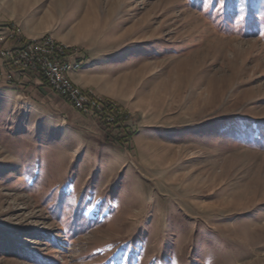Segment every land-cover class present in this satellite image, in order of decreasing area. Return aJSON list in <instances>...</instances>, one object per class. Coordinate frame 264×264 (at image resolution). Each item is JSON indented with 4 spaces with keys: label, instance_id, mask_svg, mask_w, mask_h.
<instances>
[{
    "label": "rangeland",
    "instance_id": "1",
    "mask_svg": "<svg viewBox=\"0 0 264 264\" xmlns=\"http://www.w3.org/2000/svg\"><path fill=\"white\" fill-rule=\"evenodd\" d=\"M11 26L128 118L0 84V264H264V0H0Z\"/></svg>",
    "mask_w": 264,
    "mask_h": 264
},
{
    "label": "built area",
    "instance_id": "2",
    "mask_svg": "<svg viewBox=\"0 0 264 264\" xmlns=\"http://www.w3.org/2000/svg\"><path fill=\"white\" fill-rule=\"evenodd\" d=\"M10 30L11 37H4L3 29L0 32V60L9 71L8 80L12 79L13 70L39 73L51 90L65 97L80 114L102 123L107 127L106 130L111 131L113 127L122 129V121H127L128 115L119 104L104 102L102 107H95V99L89 95L88 90H78V87L69 86L63 80L69 56L77 57V65L84 61L80 49L56 46L50 34H46L41 40H27L19 37V29L10 27ZM9 41L14 44L7 45ZM10 59H17V66H10Z\"/></svg>",
    "mask_w": 264,
    "mask_h": 264
},
{
    "label": "crops",
    "instance_id": "3",
    "mask_svg": "<svg viewBox=\"0 0 264 264\" xmlns=\"http://www.w3.org/2000/svg\"><path fill=\"white\" fill-rule=\"evenodd\" d=\"M23 36L26 38L32 37L25 34H23ZM6 44L12 45L14 43L9 41ZM86 60L87 59H85L84 57L85 63H87ZM7 70L8 69L0 60V84H10L16 87H26L28 89H31V94L35 101L53 102L57 106L63 108V110L67 113H70L72 116L73 112H75L79 117L84 116L76 111L65 97L54 93L39 73L13 70L11 71L12 79L8 80L7 74L9 73V71ZM69 76L73 82L83 88L91 89L94 86V79L90 76L88 69H86L85 67L81 70H72Z\"/></svg>",
    "mask_w": 264,
    "mask_h": 264
},
{
    "label": "bare ground",
    "instance_id": "4",
    "mask_svg": "<svg viewBox=\"0 0 264 264\" xmlns=\"http://www.w3.org/2000/svg\"><path fill=\"white\" fill-rule=\"evenodd\" d=\"M0 32H2V31H0ZM6 33H11L10 29L9 30L3 29L4 37H6ZM10 37H11V34H10ZM50 38L53 39V41L56 42V46H66L67 48H71L70 45L65 44V43L58 42L56 40V38H54L52 36H50ZM35 40H36V38H35ZM37 40H41V39H37ZM73 58H74V56H70L69 57V60L67 59V62L65 64V71H63V80L66 81L69 86L78 87L69 78V73H70L71 70H76L78 68L81 69L84 66H82V63H80V65H77V60H74ZM10 64L12 66H17V59H10ZM78 90H83V89H81L80 87H78ZM95 94H97V93H95ZM91 97L95 99V107H102V104H100L101 103L100 102L101 99L99 100L98 95L96 97L92 95Z\"/></svg>",
    "mask_w": 264,
    "mask_h": 264
},
{
    "label": "trees",
    "instance_id": "5",
    "mask_svg": "<svg viewBox=\"0 0 264 264\" xmlns=\"http://www.w3.org/2000/svg\"><path fill=\"white\" fill-rule=\"evenodd\" d=\"M126 123H127L126 120H123V121H122L123 126H124V124H125V126H126V125H127ZM103 126H105V125H103ZM104 128H107V127L105 126ZM130 135H131L130 133L127 134V136L129 137V139L131 138ZM106 140H107L108 142H110V143L115 142L114 137H112L111 135H106ZM127 145H128L127 141H126L125 139L122 138L121 143H120V147H126Z\"/></svg>",
    "mask_w": 264,
    "mask_h": 264
}]
</instances>
